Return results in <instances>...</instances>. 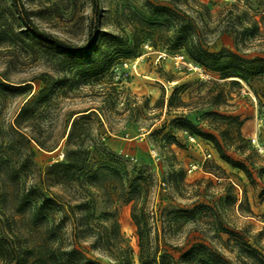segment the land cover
Returning a JSON list of instances; mask_svg holds the SVG:
<instances>
[{
	"label": "rangeland",
	"instance_id": "obj_1",
	"mask_svg": "<svg viewBox=\"0 0 264 264\" xmlns=\"http://www.w3.org/2000/svg\"><path fill=\"white\" fill-rule=\"evenodd\" d=\"M234 2L0 0V152L9 149L12 162L21 167L24 162H29L24 158L30 149L34 152L33 163L44 170L62 160L72 120L90 110L94 117L80 120L77 126L84 127L89 133L84 146H94L101 140L128 167L144 162L154 169L157 177L160 156L169 148L183 169L184 182L188 186L184 197H174L172 205L183 208L206 205V214L194 224H182L174 208L159 215L152 207L148 220L151 246L166 248L170 253L173 248H178L177 258L204 236L207 244L236 261L235 243L227 242V249H224L218 237L226 239L228 235L216 233L213 225L216 224L264 254V202L260 201V193L264 190V152L259 153L251 143V139H256V143L264 148V102L258 104L248 87L236 79L220 80L217 74L205 70L202 78L197 73L175 69L171 58L177 54L185 56L183 50H174L169 41L179 32L177 25L148 26L140 14L149 3L170 5L172 11L183 9L190 15L199 10L210 26L204 33L209 49L234 51L233 40L228 34L211 30L224 15L226 7ZM197 6L206 7L208 14ZM21 11L27 17H22ZM256 14L248 12L250 17ZM24 18L40 32L72 47L84 46L91 36L92 47L80 58L63 57L36 39ZM141 37L145 40L137 47ZM127 49L136 57L120 59L108 72L97 74L94 60L100 53L107 52L110 56ZM259 52L262 51L255 48L244 54L246 58H264V53ZM160 53L166 57L158 60ZM233 81L239 82L238 85H232ZM5 84H29V93L34 95L17 123L14 118L27 100L28 91L9 93ZM254 86L258 88L262 84L257 82ZM172 97L174 107L168 109ZM178 99L185 106L180 107ZM207 112L244 120L240 128L244 142L236 140L233 121L218 120L209 115L205 118ZM182 116L194 129L213 135L223 153L242 163L251 179L222 162L210 142L177 121ZM216 123L222 124L224 130L229 127L223 139L209 129ZM153 130H159V133L151 139L149 133ZM18 131L29 141L28 145L14 133ZM150 151H155V158L150 157ZM21 169L28 188L33 173L24 167ZM223 177L240 190L239 193L233 185L237 197L233 205H227L226 191L218 186L223 183ZM206 180L211 184L204 182ZM152 199L155 200V196ZM118 221L122 236L133 251V262L138 264L139 249L129 206L119 209ZM64 238L65 246L69 247L72 238L68 223ZM82 245L88 256L99 264H113L105 254L89 248V241Z\"/></svg>",
	"mask_w": 264,
	"mask_h": 264
},
{
	"label": "trees",
	"instance_id": "obj_2",
	"mask_svg": "<svg viewBox=\"0 0 264 264\" xmlns=\"http://www.w3.org/2000/svg\"><path fill=\"white\" fill-rule=\"evenodd\" d=\"M234 1L226 7L222 18L211 29L219 34H228L233 40L234 51L209 49L204 33L210 26L199 10L190 15L183 9L172 11L170 5L149 3L144 10H140V14L148 26H160L162 23L168 25L166 27L171 23L177 25L179 32L169 40L174 50H183L189 61L206 72L217 74L220 80L236 79L243 82L258 104H262L264 58H246L244 53L255 48L262 51L259 54L264 53V0ZM197 7L208 14L206 7ZM249 11L258 14L250 17ZM21 15L27 17L23 11ZM24 19L36 39L63 57L71 60L80 58L92 47L91 36L84 46L72 47L40 32L28 18ZM144 40V37L138 38L137 47L142 45ZM132 57L136 56L129 49L116 51L110 56L107 52H102L94 60L98 67L97 74L108 72L120 59ZM257 82L262 86L256 88L254 85ZM238 83L231 82L232 85ZM28 85H6L9 93L28 91L27 100L17 112L14 123H17L26 106L34 98V95L29 93ZM43 90L45 88L40 92ZM177 104L180 107L185 106L179 99ZM167 107H174L173 97ZM208 115L218 120L233 121L237 132L236 140L244 142L240 134L244 120L213 112H207L205 118ZM90 117H94V113L87 110L81 118L72 120L62 160L44 170L35 166L34 152L30 149L27 151V158H24L29 162L25 160L21 167L12 162L13 156L9 149L1 150L0 264H99L88 256L86 248L83 247L82 243L87 241L89 248L105 254L113 264H134L133 251L123 238L118 221L119 209L122 206L130 207V219L139 249L138 264H264V254L252 248L236 234L216 224H213L216 233L228 235L226 239L218 237L222 247L227 249V242L235 243L234 248L238 250L236 261L227 258L220 249L207 244L204 236L193 242L177 258L175 253L178 248H173L170 253L166 248L151 246L148 241V220L152 207L159 215L166 213L169 208H174L182 224H194L206 214V205L198 204L192 208L172 205L174 197H184L188 186L184 182L185 173L169 148L160 156L157 177L154 169L144 162L128 167L101 140L94 146H84L89 133L84 127L77 126L80 120ZM177 121L185 123L188 131L210 142L222 162L239 169L251 179L242 163L233 161L223 153L213 135L194 129L183 116L178 117ZM228 128L224 130L219 123L209 126V129L222 139ZM14 133L23 139L25 144H29L20 131ZM158 133L159 130L151 131L149 138H154ZM38 146L43 149L41 145ZM22 167L33 173L28 188L23 180ZM223 179V183L218 186L226 191L227 205H233L237 202L233 184L228 183L226 178ZM204 182L211 184L209 180ZM194 193L197 194L196 191ZM260 195V201L264 202V190ZM154 196L155 200L152 199ZM67 223L70 224L72 238L69 247L65 246L64 238Z\"/></svg>",
	"mask_w": 264,
	"mask_h": 264
},
{
	"label": "built area",
	"instance_id": "obj_3",
	"mask_svg": "<svg viewBox=\"0 0 264 264\" xmlns=\"http://www.w3.org/2000/svg\"><path fill=\"white\" fill-rule=\"evenodd\" d=\"M144 48H148V45H144ZM166 57V55L163 54H159L158 56V60L159 59H164ZM173 65L175 67V69L177 70H187L189 72H193V73H197L200 77H204V73L202 68H200L199 66L193 64L191 61H189L184 55L180 54V55H174L171 58ZM251 143L252 145L257 149V151L259 153L264 152V148H262L259 144L256 143V139H251ZM150 157L155 158L156 157V153L155 151H150ZM207 157H210V154L207 155ZM233 184V183H232ZM234 185V184H233ZM235 186V185H234ZM236 187V186H235ZM238 189V187H236ZM239 193L240 190L238 189Z\"/></svg>",
	"mask_w": 264,
	"mask_h": 264
}]
</instances>
